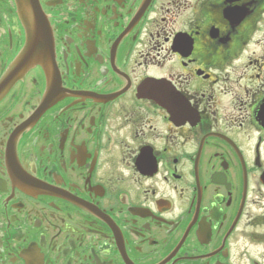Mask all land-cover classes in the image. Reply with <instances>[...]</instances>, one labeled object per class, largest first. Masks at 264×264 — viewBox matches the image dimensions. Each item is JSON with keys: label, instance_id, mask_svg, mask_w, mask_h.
I'll return each instance as SVG.
<instances>
[{"label": "flooded vegetation", "instance_id": "af4514ba", "mask_svg": "<svg viewBox=\"0 0 264 264\" xmlns=\"http://www.w3.org/2000/svg\"><path fill=\"white\" fill-rule=\"evenodd\" d=\"M0 95V264H264V0H38ZM28 40L0 0V86Z\"/></svg>", "mask_w": 264, "mask_h": 264}, {"label": "water", "instance_id": "95a60500", "mask_svg": "<svg viewBox=\"0 0 264 264\" xmlns=\"http://www.w3.org/2000/svg\"><path fill=\"white\" fill-rule=\"evenodd\" d=\"M17 2L27 25L28 40L21 56L13 63L3 79L0 95L22 79L29 69L40 65L50 74L54 63L52 32L41 12L38 0H17Z\"/></svg>", "mask_w": 264, "mask_h": 264}]
</instances>
